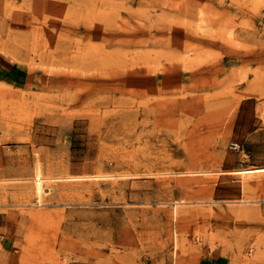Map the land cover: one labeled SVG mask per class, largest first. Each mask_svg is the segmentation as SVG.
Here are the masks:
<instances>
[{"label": "rangeland", "instance_id": "1", "mask_svg": "<svg viewBox=\"0 0 264 264\" xmlns=\"http://www.w3.org/2000/svg\"><path fill=\"white\" fill-rule=\"evenodd\" d=\"M0 60V264H264V0H0Z\"/></svg>", "mask_w": 264, "mask_h": 264}, {"label": "bare ground", "instance_id": "2", "mask_svg": "<svg viewBox=\"0 0 264 264\" xmlns=\"http://www.w3.org/2000/svg\"><path fill=\"white\" fill-rule=\"evenodd\" d=\"M263 172H264V167H254V168H249V169H244V170L237 171L238 174H244V175H246V174H254V173H257V175H258V173H261V175H262ZM105 175H107V174H105ZM101 176H102V174H101ZM112 176H114V175H112ZM259 176H260V174H259ZM93 177L97 178V179L100 178V176H97V175L96 176L93 175L90 178H93ZM60 179H64V177H50V178L45 177L42 165L40 163L37 164V166L35 168L34 185L32 186V190H33V192H34V194L36 196V199H37V202H38L39 206L43 205L42 202H43V195H44V183L47 180H60ZM160 180H162V179H160ZM245 181H247V180H245ZM179 204L180 203H178V202L176 203L177 206ZM55 243H56V241H55ZM179 243H180L179 242V238H178V236H176V238H175V246H174V251H173V261H174L173 264H178V262H179V251H180V244Z\"/></svg>", "mask_w": 264, "mask_h": 264}, {"label": "crops", "instance_id": "3", "mask_svg": "<svg viewBox=\"0 0 264 264\" xmlns=\"http://www.w3.org/2000/svg\"><path fill=\"white\" fill-rule=\"evenodd\" d=\"M12 64L7 60H0V85H9L11 83L17 82L16 78L13 75V72L10 71ZM19 81V80H18ZM4 222L3 216L0 215V225ZM217 260L216 256H210L203 260L202 264H221L220 261L215 263Z\"/></svg>", "mask_w": 264, "mask_h": 264}, {"label": "built area", "instance_id": "4", "mask_svg": "<svg viewBox=\"0 0 264 264\" xmlns=\"http://www.w3.org/2000/svg\"><path fill=\"white\" fill-rule=\"evenodd\" d=\"M231 149H233V150H238V146L235 145V144H232V145H231Z\"/></svg>", "mask_w": 264, "mask_h": 264}]
</instances>
